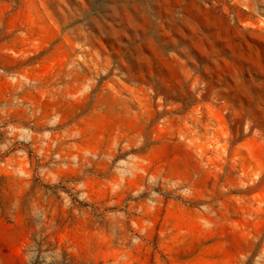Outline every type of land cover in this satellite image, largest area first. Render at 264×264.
Listing matches in <instances>:
<instances>
[{
    "label": "rangeland",
    "instance_id": "rangeland-1",
    "mask_svg": "<svg viewBox=\"0 0 264 264\" xmlns=\"http://www.w3.org/2000/svg\"><path fill=\"white\" fill-rule=\"evenodd\" d=\"M0 264H264V0H0Z\"/></svg>",
    "mask_w": 264,
    "mask_h": 264
}]
</instances>
